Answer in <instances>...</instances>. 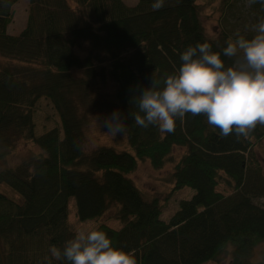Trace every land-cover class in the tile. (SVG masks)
<instances>
[{
	"label": "trees",
	"instance_id": "1",
	"mask_svg": "<svg viewBox=\"0 0 264 264\" xmlns=\"http://www.w3.org/2000/svg\"><path fill=\"white\" fill-rule=\"evenodd\" d=\"M19 1L0 0V159L20 140L39 151L0 169V184L22 197L0 193V264H68L52 257L50 249H62L75 234L69 226L71 197L84 221L118 207L122 227L101 223L97 228L114 246L133 252L137 264L228 258L230 264H264V251L253 261L255 249L264 244V166L256 151L264 126L257 125L247 138L234 133L221 138L203 115L188 114L177 120L174 132L163 134L129 117L122 135L127 149H85L91 114L137 111L134 91L149 86L153 73L157 78L174 73L187 47L205 41L214 51L226 46L229 34H207L200 2L165 0L154 11V0L135 5L29 0L26 27L11 35ZM252 7L258 22L264 19V5ZM230 63L225 58L226 66ZM108 82L112 92L100 94ZM42 98L57 111L61 128L38 136L34 113ZM175 148L185 149L179 159ZM146 160L156 170L173 163L174 190H195L169 221L162 219L160 199H146L130 177Z\"/></svg>",
	"mask_w": 264,
	"mask_h": 264
},
{
	"label": "clouds",
	"instance_id": "2",
	"mask_svg": "<svg viewBox=\"0 0 264 264\" xmlns=\"http://www.w3.org/2000/svg\"><path fill=\"white\" fill-rule=\"evenodd\" d=\"M248 2L264 5V0ZM164 5L165 0H154L151 7L155 11ZM225 58L231 61L227 66ZM180 60L174 73L162 78L153 73L149 86L134 91L131 102L137 111L125 116L116 110L100 122L101 127L117 138L125 134L131 117L141 128L155 126L162 134L172 133L177 120L203 115L221 138L234 133L239 139L247 138L257 125L264 126V19L250 37L237 32L221 51H214L207 41L198 42L187 47ZM50 252L68 264H137L133 252L114 246L98 228L80 229L62 249L53 246Z\"/></svg>",
	"mask_w": 264,
	"mask_h": 264
},
{
	"label": "rangeland",
	"instance_id": "3",
	"mask_svg": "<svg viewBox=\"0 0 264 264\" xmlns=\"http://www.w3.org/2000/svg\"><path fill=\"white\" fill-rule=\"evenodd\" d=\"M128 5H135L139 0H124ZM202 8V19L209 36L217 38L222 33H227L231 37L239 32L245 36L254 34V26L258 24L256 13L249 4L248 0H198ZM69 2L74 5L72 0ZM30 3L29 0H20L14 7V18L8 27L11 35H19L26 27ZM87 45L81 51V54L87 52ZM112 82H108L100 90L103 92H112L114 86ZM103 91V92H102ZM109 112L100 111L93 113L89 117L86 126V143L85 149L92 152L101 146H113L116 149H127L128 146L125 139L120 136L113 138L102 127L100 122L110 116ZM34 121L36 124V134L43 135L54 127L61 128V121L57 111L51 102L42 98L39 100L36 111L34 113ZM39 151V147L31 141L20 140L16 149L6 158L0 159V169L11 167L19 164ZM184 148H175L174 156L176 159L184 153ZM259 159L264 166V141L256 149ZM173 163L167 164L163 169L156 170L152 167L148 160L140 161L137 170L130 175L134 183L141 189L146 199L158 197L163 203L162 219L169 221L170 218L180 208L182 200L190 199L195 190L189 187L174 190V181L171 178L173 172ZM174 190V191H173ZM0 193H4L10 198L21 199L22 197L6 184H0ZM118 207L113 206L103 218H91L81 220L77 214V200L71 197L69 200V226L73 232H77L83 228H97L101 223H105L112 228L119 229L122 227L121 220L116 216ZM264 251V244L259 245L255 249L253 261L261 260ZM231 258L221 263L212 260H205L198 264H230Z\"/></svg>",
	"mask_w": 264,
	"mask_h": 264
}]
</instances>
